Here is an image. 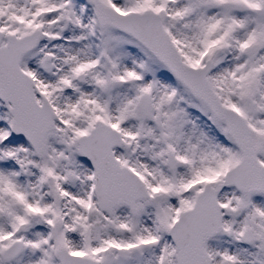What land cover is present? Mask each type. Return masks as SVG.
<instances>
[{
	"label": "snow or ice",
	"instance_id": "snow-or-ice-1",
	"mask_svg": "<svg viewBox=\"0 0 264 264\" xmlns=\"http://www.w3.org/2000/svg\"><path fill=\"white\" fill-rule=\"evenodd\" d=\"M0 264H264V0H0Z\"/></svg>",
	"mask_w": 264,
	"mask_h": 264
}]
</instances>
